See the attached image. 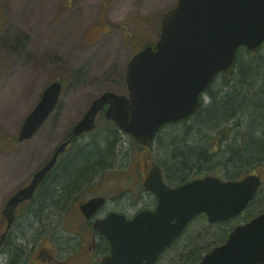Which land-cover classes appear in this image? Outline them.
Masks as SVG:
<instances>
[{
  "label": "rangeland",
  "instance_id": "rangeland-1",
  "mask_svg": "<svg viewBox=\"0 0 264 264\" xmlns=\"http://www.w3.org/2000/svg\"><path fill=\"white\" fill-rule=\"evenodd\" d=\"M177 1L0 0V132L12 137L18 135L25 118L37 106L45 89L55 81L63 85L57 110L35 137L17 146L10 155L0 153V207L36 170L48 163L58 145L71 133L96 98L108 91L119 95L126 93L128 62L143 47L157 42L161 19L176 6ZM224 79L219 76L213 83L215 94L224 87ZM206 101L209 102L208 98ZM222 123L227 124L222 120L214 130L211 127L204 129L194 121L181 127H166L160 141L152 146L150 156L162 168L167 182L176 184L182 178L177 177L174 166L169 165L171 170L164 166L165 160L177 163L174 156H170L173 142L168 140L169 144L166 141L169 144L166 148L161 141L177 131L171 136L177 143L208 147L205 135L215 134L216 129L223 127ZM106 125L108 123L100 122L94 134L83 136L81 140L99 136V129H105ZM199 128H202L201 134L198 133ZM121 138H124L123 148L129 149L131 155L126 159L119 156L115 160L116 169L101 175L93 174L89 183L80 180L78 189L67 182V186L61 189L63 193L57 200L58 204L48 202L40 212L37 211L33 220L38 231L52 228L57 236L52 240L40 237L39 244L45 240V248L55 247V252L59 251L56 245L67 249L70 246V250H75L78 243L87 245L90 239L86 231L77 229L83 225L77 211L80 202L93 196L109 199L116 196L124 199L123 203L128 201V205L109 203L108 208L119 212L126 207L123 211L133 213L147 206L148 201L149 206L152 205L153 197L143 198L136 204V209H128L143 191L141 184L144 178L140 174L147 153L135 146L128 136ZM227 144L223 142L220 148L223 152L227 150ZM211 174L223 175L222 172ZM244 219L243 214L237 221ZM182 246L163 256L160 264H174L172 260L176 252V260H180ZM185 253L183 255L188 256V252ZM72 256L77 257V253L73 252ZM61 261L95 264L100 260Z\"/></svg>",
  "mask_w": 264,
  "mask_h": 264
},
{
  "label": "water",
  "instance_id": "water-1",
  "mask_svg": "<svg viewBox=\"0 0 264 264\" xmlns=\"http://www.w3.org/2000/svg\"><path fill=\"white\" fill-rule=\"evenodd\" d=\"M264 43V0H179L162 19L156 48L136 54L126 70L128 96L105 92L94 100L73 128L77 137L96 127L104 112L125 133L150 147L160 128L195 114L200 96L221 72L237 63L240 48L258 51ZM62 85L52 83L27 117L20 140L30 139L56 109ZM68 142L34 175L31 184L14 195L6 207L12 222L17 206L31 200ZM262 185L258 176L221 181L208 176L169 189L155 167L145 182L156 193V212H143L133 221L110 215L98 224L112 245L103 264H155L158 257L183 233L188 223L206 214L210 223L228 221L244 211ZM102 199L82 206L90 217ZM1 245V242H0ZM200 264H264V212L230 234L228 241L207 254Z\"/></svg>",
  "mask_w": 264,
  "mask_h": 264
},
{
  "label": "trees",
  "instance_id": "trees-1",
  "mask_svg": "<svg viewBox=\"0 0 264 264\" xmlns=\"http://www.w3.org/2000/svg\"><path fill=\"white\" fill-rule=\"evenodd\" d=\"M261 52L259 54V52L239 51L235 69L222 75L225 78L224 87L220 91L222 94L218 104L216 106L211 103L204 105L194 117L177 123V126L181 127L189 124L190 121H194L195 124H199L208 130L210 127L211 129L218 127L222 120L227 123H222L223 127L216 129L215 134L220 138V142L214 145L215 150L219 149L216 148L217 145L220 146L222 142H228L227 149L229 150L227 151L212 153L211 137H207L209 139L208 147L193 146L183 153L180 150L190 145L185 146L181 141L178 143L176 140V142L173 141L171 154L175 156L177 153V163L174 164L173 169L179 175L177 177L182 178H180L182 182L209 175L211 172L214 174L222 172V177L227 180H238L254 172L259 174L264 182V91L260 88V91L255 93L259 83L264 82V55ZM212 89L213 85L206 92L209 96L215 94ZM248 115L255 118L250 120L251 123L248 124L251 130L243 134L239 129L242 118ZM235 123L239 129L235 128ZM192 129L194 130L193 127ZM198 131L201 134L202 128H199ZM232 136L234 137L232 138ZM118 138L119 132L113 124L112 128L106 129L95 137L93 141L97 140L98 142L88 150L76 154L71 148L72 150L60 163L58 169L43 184L36 201L37 211L40 212L48 202L58 204L57 200L63 193L61 189L67 186V182H71L78 189L80 180H83L84 177L90 178L93 175L95 171L92 169L96 164L109 160L107 155L115 151L114 145ZM101 141L102 143L99 144ZM215 162L222 165L212 167ZM215 175L219 176L218 174ZM54 180L55 182L52 183ZM263 208L264 187L250 205L244 221L260 214ZM37 211L35 216H37ZM236 224L237 222L232 221L211 225L206 216H199L191 226L194 227L191 234H189L190 227L187 234L177 241V247L183 245L180 260L172 261H175L174 264H198L205 254L227 240ZM185 252H188V256L183 255V253L186 254Z\"/></svg>",
  "mask_w": 264,
  "mask_h": 264
},
{
  "label": "flooded vegetation",
  "instance_id": "flooded-vegetation-1",
  "mask_svg": "<svg viewBox=\"0 0 264 264\" xmlns=\"http://www.w3.org/2000/svg\"><path fill=\"white\" fill-rule=\"evenodd\" d=\"M22 127L19 130L18 135L12 137L9 136L6 133L0 132V146H3L0 148V153L10 155L13 153V149H15L17 146L21 145L23 142H27L31 139L21 141L20 140V134H21ZM68 138V137H67ZM66 138V139H67ZM80 137V139H82ZM120 144V143H119ZM142 148V147H141ZM142 151H145L144 148H142ZM43 167V166H42ZM41 167V168H42ZM40 168V169H41ZM40 169L36 170L31 177L22 184L20 187H18L14 192H12L9 195V198L7 201L2 204L0 207V264H67L66 262H62L61 260H100L99 262H96L95 264H103V260L112 254L111 249V243L99 233V231L96 229V223L101 220H105L108 218V216L112 213H117L119 215L124 216L128 220H133L140 212L144 210H149V201L147 203V206H142L141 209L134 211L133 213L125 212L123 211L125 208H123L120 212L113 208H108L109 203H117L120 204H126L128 205V201L123 203L124 199H119L116 196H112L110 199L103 196L105 199L103 206L100 207L92 216L89 218L86 217L84 213L80 210V205L78 206L77 213L81 217V225L77 229L79 230H85L87 235L89 236L90 242L85 246H82V243H78L75 250H70L72 248H63L61 246H57L56 248L59 249V251H54L55 247H47L44 246V241L42 243H38V240H41L40 237H44V239H54L56 238V230L52 228H41V231L39 232L37 227L34 225L35 220L34 217L36 215L37 211V197L39 196L43 184H45V181L49 179V177L52 175L49 174L42 184L37 189L34 197L31 200L24 201L20 203L16 211L14 213V216L12 218V222L10 223L7 215H6V207L9 203L10 199L21 189L29 186L33 180L34 175L39 171ZM148 166L144 165L143 170L141 171L140 176L146 179V177L149 174V170L147 172ZM17 174V173H16ZM3 190V189H2ZM1 190V191H2ZM139 193V192H138ZM102 196H93L92 198H88L87 200H91L94 198H99ZM146 200V198L150 199V193L147 191H142L139 197L137 199L133 200L132 203L128 206V209H136V204H138L139 200L143 199ZM86 200V201H87ZM154 204L152 210L155 209L157 199L154 197ZM47 206V203L45 207ZM50 206V205H49ZM52 227V225L50 226ZM91 243V244H90ZM84 249V252H81V250ZM62 250L65 251V254L62 253ZM77 253V257L72 256V253Z\"/></svg>",
  "mask_w": 264,
  "mask_h": 264
},
{
  "label": "bare ground",
  "instance_id": "bare-ground-1",
  "mask_svg": "<svg viewBox=\"0 0 264 264\" xmlns=\"http://www.w3.org/2000/svg\"><path fill=\"white\" fill-rule=\"evenodd\" d=\"M262 51V52H261ZM260 52H261V54H263L264 55V45H263V47L261 48V50L259 51V54H260ZM258 82V81H257ZM262 84H263V86H262ZM262 86V87H261ZM261 88V90L262 91H264V82H260L259 83V86L255 89V93H258ZM245 89V88H244ZM223 92H225V91H223ZM221 94L222 93H217V94H213V95H208L207 93H206V95L204 96V98H203V104L204 105H208V104H212V105H214V106H216L217 104H218V101H220V96H221ZM206 98H208V101L209 102H207L206 101ZM254 118L255 117H253V116H251V115H248V116H245L244 118H243V120H242V122H241V128L239 129V126L235 123V128L236 129H239V131H241L243 134L244 133H246V131H248V130H251L250 129V126L248 125L249 123H251V121L250 120H254ZM247 128V129H246ZM166 129V127H163V128H161L159 131H158V136H159V138H161V134L164 132V130ZM177 131H175V132H173L169 137H167L166 139H163V141H161V142H163L162 143V146L164 145V147H168L169 146V144H171L169 141H174V140H172V138H171V136L174 134V133H176ZM206 135H208V136H206ZM205 135V141H207V143H208V138L207 137H211V140H210V147H212L213 146V150H214V145L216 144V143H218V142H220V138L216 135V134H214V133H212L211 135H209L208 133ZM68 137V138H67ZM64 140H62V144H64V143H66V142H68V145L70 146V147H72L73 148V150H74V152L77 154L78 152H83V151H86V150H88L91 146H94V144L95 143H97L98 141L96 140V141H93L94 139H95V137L96 136H93V137H91L88 141H82L81 139H80V137H73V136H70V135H68ZM234 136H232V138H233ZM169 140V141H168ZM166 141H168L169 142V144L168 143H166ZM100 143H102V141L101 142H99V144ZM165 143V144H164ZM228 145V144H227ZM186 146V145H185ZM193 146H195V147H201L200 146V144H195V145H193ZM193 146H186V147H183L181 150H180V152L181 153H183V152H187V149H190L189 147H193ZM222 146H223V142L221 143V146H219V145H217L216 146V148H222ZM114 148H115V151L112 153V154H108L107 155V157H108V159L109 160H105V161H103V162H100V163H98V164H96L95 165V167H93V171H95L93 174H99V175H101L102 173H106V172H111L112 170H114V169H116V163H115V160L116 159H118V157L120 156V157H123V158H127V156H130L131 155V153H130V150L129 149H125V148H123V145H121V144H119V138H118V140L116 141V143H115V145H114ZM218 149V153L219 152H223L221 149L219 150ZM150 150H152V147L149 149V150H147V151H143L144 153H147L146 154V156H145V158H144V165H147L148 166V168H152V167H158L159 166V164L157 163V162H155V161H153L152 159H151V156H150ZM227 150H229V149H227ZM226 150V151H227ZM214 151H216V149L214 150ZM68 155V154H67ZM67 155L65 156H63L62 157V159L59 161V163H58V165H57V167L55 168V171L58 169V167H59V165H60V163L67 157ZM122 155V156H121ZM170 156H173V154H171ZM175 157V160H177V153H176V155L174 156ZM165 162V164H164V166H168L169 168H170V170H171V167L169 166V165H172V166H174V164H176V163H173L172 164V162H170L169 160H165L164 161ZM114 164H115V167H114ZM167 164V165H166ZM222 164L221 163H219V162H215V163H213L212 164V167H215V166H221ZM83 181L85 182V183H89V182H91V179L89 178H83ZM53 182H55V180L54 181H52V183Z\"/></svg>",
  "mask_w": 264,
  "mask_h": 264
}]
</instances>
